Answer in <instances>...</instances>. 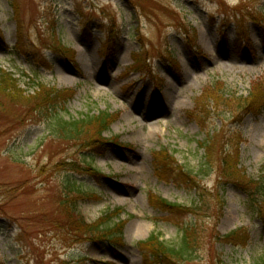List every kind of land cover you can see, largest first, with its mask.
Returning <instances> with one entry per match:
<instances>
[{"label": "rangeland", "instance_id": "rangeland-1", "mask_svg": "<svg viewBox=\"0 0 264 264\" xmlns=\"http://www.w3.org/2000/svg\"><path fill=\"white\" fill-rule=\"evenodd\" d=\"M261 17L264 0H0V69L27 95L32 81L72 92L41 116L0 98V264H158L137 244L154 233L174 246L184 228L196 250L185 264L264 260V225L246 193L264 166V112L201 117L195 106L212 82L247 98L264 79ZM102 112L113 119L104 137L117 144L103 154L53 134L56 116ZM212 132L243 178L223 185V210L215 170L195 177L196 189L179 177L199 170L198 145ZM149 196L201 211L169 215ZM116 210L106 221L122 231L109 245L89 228ZM233 232L239 241L226 239Z\"/></svg>", "mask_w": 264, "mask_h": 264}, {"label": "trees", "instance_id": "trees-1", "mask_svg": "<svg viewBox=\"0 0 264 264\" xmlns=\"http://www.w3.org/2000/svg\"><path fill=\"white\" fill-rule=\"evenodd\" d=\"M261 22L264 24V17H261ZM261 27L264 29V25H261ZM68 55L69 54L67 53L64 54V56ZM17 83L18 80L15 79L11 73L0 69V98H4L10 103H21L23 106L32 105L34 113H38L40 116L44 113L52 112L72 96V92L70 91L57 90L55 87L46 86L36 81H32L31 83V87L35 89L33 95H27L24 90L18 88ZM235 95L236 94L233 93L232 96L229 97L225 91L224 85L220 84L218 81L212 82L209 86L205 87L201 95L196 99L195 106L199 110V115L201 117L206 115H216L221 117L225 114L233 116L234 114L237 115L241 112H247L258 116L264 112V79L259 78V80L253 84L251 92L247 98L235 97ZM56 117L53 134L62 142L77 144L83 142V139H86V147L88 148L89 146L91 149H94L96 154H103L107 147L117 145L114 141L111 142L104 137V134L109 130L113 122L112 115L109 113L102 112L93 116H80L77 119L72 118L67 121L58 118V116ZM217 135L218 134L212 132L211 135L209 134L207 136L206 140L199 143L198 146L203 150V160L199 166V170L193 172H181L179 170V177L181 178L180 182L183 185H186L191 189H196L197 187L194 185L191 187L194 183V178H202L211 172L214 173L215 170L218 174V185H220L218 190L221 193L220 196L218 194V197L220 198L221 208L223 210L225 206L224 200H222L223 185H241L240 183L243 178L240 176V170L238 169L239 164L232 160V153L223 149L219 143ZM156 158L161 165L164 166V170L170 169L173 170V172H176L175 167L173 166L174 162L171 161V158H169L164 151L160 150L157 153ZM215 165L217 166L215 167ZM261 171L262 174L260 177L256 182L252 183V189L249 190V192L246 191V193L247 200H251V204H247L248 209L252 210L253 214L258 217L264 225V166L261 168ZM248 184L249 182L246 183V188L248 187ZM80 195L81 198L88 197V194ZM69 198L66 197L61 202V206L64 207L69 215H72L75 213V210L73 209L74 204H71V202H74L71 200L69 203ZM149 202L155 209L169 215H184V212L185 214L188 213L194 215L198 211H201V209H198L199 207L193 206L186 208L185 206L168 202L167 200L156 196H149ZM120 213V210H116L108 215L105 214L94 224V226L89 228V233L92 235L94 233H99V235L108 233L109 235H104L102 237L105 239L109 238L108 240L113 241H107V243L109 245L118 243L123 224L118 222L117 224H114L112 228H109L106 220H110L112 215V220L116 217V219H118ZM80 223H82L81 227L83 229L88 228V225H84L83 221H80ZM192 235L193 232L190 233L187 228H184L179 243L172 246L161 240L159 234L153 233L149 235L145 241L139 242L137 245L139 250L147 256V259L145 260L147 263L185 264L188 261L191 262L196 254L195 246H193L195 240H191ZM226 237V239L232 241H239L240 239L235 232ZM259 264H264V260Z\"/></svg>", "mask_w": 264, "mask_h": 264}, {"label": "bare ground", "instance_id": "bare-ground-1", "mask_svg": "<svg viewBox=\"0 0 264 264\" xmlns=\"http://www.w3.org/2000/svg\"><path fill=\"white\" fill-rule=\"evenodd\" d=\"M92 63H93V65H94V68L97 66V64L95 63V60H93L92 59ZM68 79V77H61V80H67ZM140 117L141 118H143V119H145L146 118V116H144L143 114H140Z\"/></svg>", "mask_w": 264, "mask_h": 264}]
</instances>
